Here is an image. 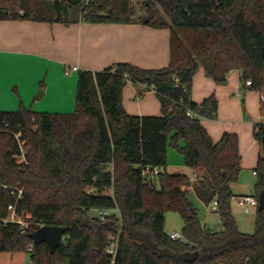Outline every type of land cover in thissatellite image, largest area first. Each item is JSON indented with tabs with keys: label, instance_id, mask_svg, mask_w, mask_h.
Wrapping results in <instances>:
<instances>
[{
	"label": "trees",
	"instance_id": "1",
	"mask_svg": "<svg viewBox=\"0 0 264 264\" xmlns=\"http://www.w3.org/2000/svg\"><path fill=\"white\" fill-rule=\"evenodd\" d=\"M145 5L146 23L170 31L166 67L118 62L97 71L80 69L71 113L37 112L22 104L0 111L7 129L21 131L27 147L26 162L18 164L12 157L15 138L0 132V214L15 200L3 185L22 188L17 211L30 213L36 225L25 232L16 224L0 227V252H27L36 264H264V209L256 207L252 233L241 231L231 212L232 184L240 170L238 137L224 132L213 141L199 117L215 116L216 98L196 103L190 97L201 66L217 84L238 70L243 88L264 90V0H148ZM134 14L131 0H0V20L145 22ZM127 81L152 89L161 115L127 113L122 105ZM253 136L264 152V124L253 125ZM168 146L182 154L193 177L166 170ZM144 166L164 170L146 181ZM254 172L257 199L264 190V155ZM189 188L204 203L216 200L220 229L201 224ZM91 209L97 214L90 215ZM113 209L119 216L109 213ZM99 210L108 212L106 218ZM167 211L180 215L182 240L164 231ZM40 225L64 228L55 251L45 242L27 251L33 243L29 233ZM110 233L118 234L114 258L105 253Z\"/></svg>",
	"mask_w": 264,
	"mask_h": 264
},
{
	"label": "crops",
	"instance_id": "2",
	"mask_svg": "<svg viewBox=\"0 0 264 264\" xmlns=\"http://www.w3.org/2000/svg\"><path fill=\"white\" fill-rule=\"evenodd\" d=\"M169 37L170 33L167 29H157L146 22L140 21L124 24H98L80 21L71 24L62 22L46 24L45 22L31 20L1 19L0 90L5 86L4 77L7 75L6 69L9 56L31 58L38 64L45 63L47 65V75L51 72L52 76L56 74L62 75L72 81V76H66L71 73L67 70L71 67L73 72H78L80 69L102 70L118 62H127L141 68L158 69L167 66L169 60ZM125 84L122 105L127 113L138 116L157 114L160 104L159 100H156L157 96L153 95L155 92L152 89H145L143 85L130 81ZM246 89L242 87L238 70L229 71L226 82L217 84L204 73L201 66L198 67L193 75L190 90L191 100L196 103H200V101L211 95L216 98L214 117L217 121L213 120L214 117L205 116H200V121L207 132L210 133L209 135L213 141H217L224 132H233L238 135L241 155L240 164L242 157L246 158L250 154L252 157L254 156L253 159L255 157L258 158L259 150L255 145L259 146V144L255 139L252 140L248 129L244 131L242 128L224 127L223 124H220L217 116L224 118L225 112L230 113L233 106L240 110V101H242V108L247 111V103L245 102L248 99L242 96V100L238 101L236 97H231L238 90L237 95H240L241 90H243L245 92L244 96H246ZM45 90L47 91L46 87ZM46 91L43 96L46 95ZM246 97L252 98L253 94ZM254 99H256V96H254ZM1 100L0 98V111L7 110L5 108L14 109V103H11L12 107L4 106ZM40 108L45 112L58 113H67L70 110L61 108V106ZM173 165V161L169 160L166 170L175 172L174 170H168ZM191 192L193 191L189 188V193ZM193 194L197 197L194 192ZM250 206L257 207V205Z\"/></svg>",
	"mask_w": 264,
	"mask_h": 264
},
{
	"label": "rangeland",
	"instance_id": "3",
	"mask_svg": "<svg viewBox=\"0 0 264 264\" xmlns=\"http://www.w3.org/2000/svg\"><path fill=\"white\" fill-rule=\"evenodd\" d=\"M148 0H131L132 7L134 9V18L144 17L146 19L147 15V7L146 2ZM87 22V21H80ZM77 23V22H76ZM89 23V22H87ZM167 29L170 33L168 28ZM7 69L6 76L4 77L5 86L0 90V98L2 105L12 107L11 103H14L13 108H5L7 110H17L22 104L25 108H30L36 111H42L40 107L44 108H53L54 106H61V108L70 109L67 113L74 112L75 109V89H76V78L77 72L72 71V67L67 70L71 72L68 76H72V81L64 78L62 75H54L47 72V65L45 63L38 64L34 59L31 58H21V57H13L9 56L7 60ZM169 64V60L167 65ZM166 67V66H164ZM163 68V67H162ZM71 71H70V70ZM144 69H155V68H144ZM128 82V81H127ZM126 85V84H125ZM124 85V86H125ZM122 88V96L123 89ZM47 88V91L45 90ZM39 90H43L44 93L46 91V95L41 98H36ZM246 96L253 94V97L244 96V91L241 90L240 95H237V92L231 97H236L239 100H242L244 97L248 99L246 111L242 108L237 110L236 106L232 107L230 113L225 112L224 118H217L220 120V124H223L224 127L228 128H242L249 130L252 137L253 136V125L255 123L261 122V111H260V99H259V91L246 89ZM156 96V94H153ZM243 96V97H242ZM256 96V99H254ZM158 101V97L156 98ZM160 104V102H159ZM156 112L157 114L153 115H161L160 105ZM201 120V117H199ZM214 121H217L214 117ZM238 137V135H237ZM243 139V136H242ZM241 139V141H242ZM239 143V140H238ZM242 143V142H241ZM183 141L180 139L179 145L181 146ZM258 148L259 155H264L261 151L260 146L255 145ZM254 157V156H253ZM250 154L246 158L242 157V162L240 164V170L238 174V179L236 182L232 184V189L236 196L231 199V212L234 216L239 229L246 233H252L255 227V210L256 206H248V210L245 211V205L242 203L241 198L247 195H254L255 193V182H256V174L254 173V169L256 168L257 159H253ZM169 160L173 161L174 165L172 168L168 170H174L175 172L184 173L189 177H193V171L184 165L182 154L172 146H168L167 149V164ZM189 199L193 202L194 206L197 209L199 221L202 225L212 229L218 230L221 227V221L216 212V209L212 208V202L203 203L197 197L194 196L193 192L189 193ZM110 214H115L119 216L118 210L113 209L109 212ZM90 215H96L97 211L95 209H91L89 211ZM165 223H164V231L169 234L172 231H177L179 233L182 229V219L180 215L175 211H167L165 213ZM30 255L27 252H11V251H2L0 252V264H29Z\"/></svg>",
	"mask_w": 264,
	"mask_h": 264
},
{
	"label": "built area",
	"instance_id": "4",
	"mask_svg": "<svg viewBox=\"0 0 264 264\" xmlns=\"http://www.w3.org/2000/svg\"><path fill=\"white\" fill-rule=\"evenodd\" d=\"M250 83L251 82L249 80L245 82L246 85H250ZM259 99H260V111H261V118H262V121L260 123L264 124V90L260 91ZM187 115L193 116V112L188 110ZM7 128H8V123L5 120L0 119V132H10L15 138L17 145H18V149L15 152H13L12 157L15 159V161L18 164L25 163L26 162L25 153L27 152V147L21 141V131L13 132V131L8 130ZM163 170H164V167L162 166H153V167L144 166L142 167V176L145 178L146 181H152L153 178L158 173L163 172ZM3 187L5 191H9V193L12 196H14L15 200L14 202L7 205L6 214L4 215L0 214V227H6L9 224H16L19 226L21 232L27 231L30 228V226L35 227L36 225L33 224L31 221L30 213H25L23 215L17 211L18 201L20 198H22L21 197L22 188H12L7 185H3ZM241 201L246 206L244 208L245 211L248 210L247 206L257 205V199L253 196H243L241 198ZM211 202H212V208L216 209L217 208L216 200L213 199ZM98 215L100 216L101 219H104L108 215V212L105 210H99ZM168 236L171 239H179V240L183 239V235L177 231L170 232ZM63 237L64 236H62L61 240H63ZM107 237H108V244L105 248V253L107 255L109 254L111 258H114L116 254V250H117V245H118V234L115 235V234L110 233ZM33 245L34 244L31 243L29 246H27L28 252L32 250ZM29 264H36V263L30 259Z\"/></svg>",
	"mask_w": 264,
	"mask_h": 264
},
{
	"label": "water",
	"instance_id": "5",
	"mask_svg": "<svg viewBox=\"0 0 264 264\" xmlns=\"http://www.w3.org/2000/svg\"><path fill=\"white\" fill-rule=\"evenodd\" d=\"M148 19H145L147 22ZM44 94L43 90H39L36 95V98L42 97ZM125 136L124 129H121L119 137L122 139ZM257 206L261 209H264V190H261L257 197ZM109 224L111 222L109 221ZM64 233V228L62 226H50V225H41L35 230L29 233V237L32 239L33 244H40L45 242L48 244L50 250L55 251L56 247L60 243Z\"/></svg>",
	"mask_w": 264,
	"mask_h": 264
}]
</instances>
